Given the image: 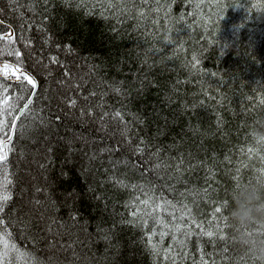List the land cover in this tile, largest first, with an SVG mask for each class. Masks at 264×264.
Here are the masks:
<instances>
[{"label": "trees", "instance_id": "1", "mask_svg": "<svg viewBox=\"0 0 264 264\" xmlns=\"http://www.w3.org/2000/svg\"><path fill=\"white\" fill-rule=\"evenodd\" d=\"M100 5L0 0V36L13 37L12 43L0 40V53H21L19 61L0 55V81L4 64L11 65L10 74L19 67L15 75L34 77L40 97L35 107L53 121L13 135L9 211L21 223L8 229L9 242L42 264H172L165 259L170 236L153 237L164 250L154 256L148 243L154 226L121 222L132 219L139 191L101 186L112 172L100 149L119 142L113 158L136 165L119 169L129 172L130 183L146 184L150 194L172 201L177 216L187 212L186 223L191 216L206 230L227 235L215 243L193 235L179 264H251L232 242L224 217L236 183H264V143L252 136L253 125L264 118V0H156L147 21L136 16L147 5H128L131 14L119 16ZM53 55L63 66L49 63ZM104 93L103 110H122L131 124V147L111 135L110 119L107 130L101 128L96 104ZM70 99L76 108L68 106ZM89 104L93 116L81 117ZM141 139L147 148L137 156L133 149ZM157 151L169 167L152 171ZM92 153L98 158L89 161ZM180 159L183 175L177 180ZM217 206L222 212L213 219Z\"/></svg>", "mask_w": 264, "mask_h": 264}, {"label": "snow or ice", "instance_id": "2", "mask_svg": "<svg viewBox=\"0 0 264 264\" xmlns=\"http://www.w3.org/2000/svg\"><path fill=\"white\" fill-rule=\"evenodd\" d=\"M49 0H44V3L47 4ZM67 4H71L74 0H63ZM82 3L83 0H80ZM156 0H101V7L104 6V3L107 4V10H114L116 15H123L126 12L131 14L132 9L128 5L135 7L137 3L141 6L147 5L148 11H138L136 16L140 21H147L151 18L153 9L151 7L152 3ZM160 10L159 4L155 11L158 13ZM101 15H104V12H101ZM2 23V21H0ZM7 39L9 43L13 42L12 35L0 36V40ZM171 43V41H166ZM31 41L25 45L28 47ZM47 44L48 41L45 40ZM9 55L15 56L17 60H20L21 53L18 50H9L7 53H0V55ZM49 63L55 65H61V61L55 55L49 57ZM63 66V65H61ZM11 65L4 64L3 72L4 81H0V176L3 177L0 180V264H19L20 260H24L25 264H42V262L35 258L31 253L21 252L20 249L14 243H10L12 233L9 232L10 227H15L17 223H21L13 218L12 213L9 211V205L12 200V194L9 190V185L12 184V180L8 174L9 167V154L14 151L13 145V135L17 130L23 131L25 129H30L33 127L36 122H39L40 125L47 127L53 121L50 120L49 115H41L42 110H39L35 107V104L40 99L37 89L39 88L38 81L29 74L20 72L19 75H15V72H19V67L14 69L13 73L10 74L7 69ZM15 76V79L13 77ZM65 77L73 79L70 76L69 72L64 73ZM7 81V82H5ZM26 82V83H25ZM65 82L61 81L63 85ZM76 87H80L79 84ZM117 94L121 93V89L116 87L113 89ZM91 96H96L97 93L93 92ZM107 95L104 93L101 96L100 101L96 104V108L101 109V115L99 117L101 128L107 130L108 125L105 123L106 120H111L115 130L111 133L112 136H119L125 141L126 146H132V127L131 124L125 121V113L122 110H115L114 112H109L103 110L105 107V101L103 96ZM85 101L90 100V96L83 97ZM264 103V101H262ZM68 106L70 108L77 107V101L75 99H70L68 101ZM87 112L82 108L80 111L81 117L93 116L94 110L91 105H87ZM60 117L57 116L56 120H59ZM25 121H30L29 124H26ZM84 143H87L88 140L86 137H79ZM95 143V141H93ZM147 148V143L143 139L139 141L133 152L137 156L145 155ZM50 151V150H49ZM121 151L119 142L116 147H105L100 149L101 154L107 153L109 159L107 163L111 167L112 174L108 176L106 181H101V186L104 184L110 183L115 188L119 189H132L138 190L139 195L135 197V203L133 205V211L131 213L132 219L128 221H121L122 223L128 224H143L147 226L151 223L154 226V230L150 235H148V243L150 250L154 256H159L163 249H160L157 244L153 243V237L159 236L163 239L164 236H170L172 239V244L169 246L168 250L165 252V259L171 260L172 264H179L182 259L187 258V241L193 235L206 236L209 238L210 242L215 243L216 241H225L227 240V235L222 232L219 235L215 231L206 230L203 223H197L194 217L189 216L188 221L185 222V217L187 212H181L179 216L176 215L177 205L172 201L164 199L163 197L150 194V191L146 184L130 183L129 182V172L121 173L119 171L120 167L124 168H135L136 165H130L129 162L125 160L114 159L113 156L116 152ZM158 158V162L154 164L152 171H158L162 168L167 169L169 166L165 161L159 160V151L153 153ZM98 157L96 153H92L88 156L89 161L96 160ZM151 159V157L149 158ZM103 163V161H101ZM183 159H180L176 165V172L180 173V176H177L176 179L179 180L183 175L182 165ZM44 168V165H41ZM90 171V169H89ZM104 171L107 173L108 168H105ZM144 173H141L143 176ZM172 178L171 176L169 177ZM236 183L235 185H238ZM39 191V189H38ZM90 191H95V189L90 188ZM183 196L184 193H181ZM98 200L102 199L101 196L96 197ZM37 204L40 201H36ZM229 207V201L224 202V208ZM181 209H188L187 204H181ZM190 211V209H188ZM222 208L217 206L213 214V219H216L215 213H221ZM165 215L171 216V220L165 219ZM72 219H75L73 216ZM190 224H195L197 228L200 229L199 233L194 232ZM211 227V222H209ZM51 232V228L49 229ZM178 237H183L184 239H178ZM54 247V245L50 246ZM195 264V262H194ZM202 264V262H201Z\"/></svg>", "mask_w": 264, "mask_h": 264}, {"label": "clouds", "instance_id": "3", "mask_svg": "<svg viewBox=\"0 0 264 264\" xmlns=\"http://www.w3.org/2000/svg\"><path fill=\"white\" fill-rule=\"evenodd\" d=\"M252 136L264 143V118L253 125ZM229 195L231 206L224 219L232 229V242L251 264H264V183H239Z\"/></svg>", "mask_w": 264, "mask_h": 264}]
</instances>
